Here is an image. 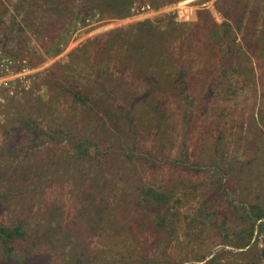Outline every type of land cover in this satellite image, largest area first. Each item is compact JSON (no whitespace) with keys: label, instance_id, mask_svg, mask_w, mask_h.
Listing matches in <instances>:
<instances>
[{"label":"rangeland","instance_id":"rangeland-1","mask_svg":"<svg viewBox=\"0 0 264 264\" xmlns=\"http://www.w3.org/2000/svg\"><path fill=\"white\" fill-rule=\"evenodd\" d=\"M151 2L0 0V225L25 228L0 264H264V0ZM148 19L143 56L108 36Z\"/></svg>","mask_w":264,"mask_h":264},{"label":"trees","instance_id":"trees-1","mask_svg":"<svg viewBox=\"0 0 264 264\" xmlns=\"http://www.w3.org/2000/svg\"><path fill=\"white\" fill-rule=\"evenodd\" d=\"M178 0H152L151 3H153L154 7L160 8L163 6H166L168 4L175 3ZM91 4H93L97 10H100L103 15H110L112 17L121 18L126 17L130 14V7L132 4V0H91ZM260 11H264L262 9H259ZM257 11L253 13V19L255 27L252 26V30L255 31V35H258L257 38L254 40L259 45L261 39H262V29H258L256 26L258 23H261L264 19V15L262 12ZM45 14L49 16V25L52 24L51 19L59 20L61 24H66L68 19L72 20L71 13L68 10L67 7L64 5L59 4L58 1L50 2L47 7L44 9ZM244 17V15L242 16ZM241 17L240 21H243V18ZM161 22L159 19H156V21ZM250 19L246 21V25L244 26L245 29L251 28ZM263 24V23H262ZM127 30V34L130 33V38L127 41V44L132 49V53L134 54L135 58L139 56H143V50L148 48V45H155L156 42L159 39V36H161L162 31L160 28V25H158L157 22L153 23L151 19L140 21L137 23H133L131 25H128L127 27L117 28L114 30H110V33L108 36L113 37L114 35L118 34L121 31ZM259 49L258 46H255ZM227 48L229 46L227 45ZM229 50V49H228ZM223 58V57H222ZM182 61L185 62L184 58ZM186 64V63H184ZM229 70V69H228ZM227 72V70H224V74ZM180 77L182 79L186 78L187 83H193V76L191 78H187V69L182 68L179 72ZM186 80H184L186 82ZM230 85H233L235 82L229 81ZM188 83V86L192 88ZM193 85V84H192ZM77 98L83 99V96L80 92L75 91L73 92ZM184 99H187V102H191L193 97L190 95L189 92L186 93L184 96ZM121 102V100L119 99ZM163 104V102H161ZM162 106V105H161ZM125 108V106H122ZM58 133H62L61 131H57ZM48 133V132H46ZM47 135V134H46ZM50 135V134H49ZM47 135L48 137H50ZM62 136L64 134H61ZM41 136H38L40 138ZM77 138V136H74ZM51 138V137H50ZM58 138V137H57ZM78 142L75 146L77 148V157L80 159L83 158H92V157H99L102 158L105 156L108 152V149H101L97 146V143L94 142L89 136H84L80 138V140L77 138ZM7 148V146H6ZM9 149V147L7 148ZM7 152V150H6ZM4 152L3 154H5ZM1 153V152H0ZM151 190L150 192H152ZM151 195V194H150ZM152 196L150 197V202L147 205H150V203H153ZM256 207V206H255ZM254 208V206H253ZM261 210L254 209L252 214L255 218L260 219L263 217L264 213H261ZM263 226V224H262ZM25 235V228L23 223H19L15 225L14 227H7L0 225V244H1V250L4 252L5 260L7 259V255L10 251H16L17 245H18V238L20 236Z\"/></svg>","mask_w":264,"mask_h":264},{"label":"built area","instance_id":"built-area-1","mask_svg":"<svg viewBox=\"0 0 264 264\" xmlns=\"http://www.w3.org/2000/svg\"><path fill=\"white\" fill-rule=\"evenodd\" d=\"M1 66L5 68L0 67V88L5 84V79L7 78V76H4V70L7 68L8 65L7 63H5V64H1Z\"/></svg>","mask_w":264,"mask_h":264}]
</instances>
